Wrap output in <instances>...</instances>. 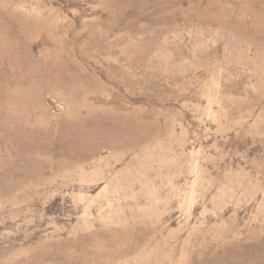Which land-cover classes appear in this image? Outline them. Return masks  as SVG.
Here are the masks:
<instances>
[{
  "label": "rangeland",
  "instance_id": "rangeland-1",
  "mask_svg": "<svg viewBox=\"0 0 264 264\" xmlns=\"http://www.w3.org/2000/svg\"><path fill=\"white\" fill-rule=\"evenodd\" d=\"M0 264H264V0H0Z\"/></svg>",
  "mask_w": 264,
  "mask_h": 264
}]
</instances>
